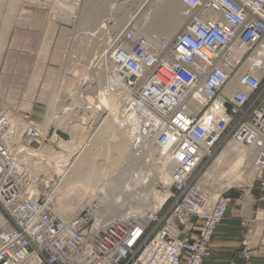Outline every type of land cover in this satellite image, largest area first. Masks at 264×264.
Segmentation results:
<instances>
[{
	"label": "built area",
	"instance_id": "2783aa9c",
	"mask_svg": "<svg viewBox=\"0 0 264 264\" xmlns=\"http://www.w3.org/2000/svg\"><path fill=\"white\" fill-rule=\"evenodd\" d=\"M181 1L189 19L170 41L155 44L131 22L101 24L91 34L103 41L90 77L58 92L47 129L0 93V264H203L229 198L195 171L226 133L254 156L252 184L264 188V0ZM78 119L88 132L58 160L60 183L88 156L118 157L109 146L123 132L132 158L164 154L172 164L154 214H108L110 195L100 187L71 214L57 212L58 182L42 170L56 159L37 146L81 139ZM117 192L126 199V186ZM155 220L165 224L150 234ZM242 254L249 264L248 248Z\"/></svg>",
	"mask_w": 264,
	"mask_h": 264
},
{
	"label": "rangeland",
	"instance_id": "374dc122",
	"mask_svg": "<svg viewBox=\"0 0 264 264\" xmlns=\"http://www.w3.org/2000/svg\"><path fill=\"white\" fill-rule=\"evenodd\" d=\"M157 1L148 0L141 12L133 20H129V16L132 14L131 8L138 5L139 0H0V57L2 58L0 59V92L6 103L13 108L29 111L37 123L44 127L42 123L45 125L49 121V118L44 117L52 116L58 92L64 88L68 89L76 83L81 84V82L90 77L89 60H91L94 52L103 41L98 40V38L101 39L99 34H96V36L91 34L97 31L98 27L103 23L115 24L116 17L124 19L121 26L131 22L141 28L143 26V17L152 12V8L154 9ZM177 2L185 10V4L181 1ZM108 7L116 10L115 15L107 14L105 16ZM108 12L112 13L111 10H108ZM188 19L182 21L179 31L187 24ZM47 22H49V26H45V37H48L47 44H49L50 48L49 56H51V61H49L50 64L39 65L38 73L35 74L37 79L31 81L32 65L29 62L33 57H42V52L33 51V47L42 39V25ZM61 50L62 57H60L59 52ZM30 83L34 86L30 85ZM262 87L264 88V83ZM33 95H36L35 99L32 98ZM50 98L53 99L51 100ZM37 100L40 103H37ZM50 101H52L51 104ZM97 115H94L96 119ZM78 123L76 127L79 132L78 136L81 139H76V145L88 132L81 120L79 121L78 119ZM115 137H117L116 134ZM231 142L233 143L231 134L226 133L223 135L216 142L212 155L205 157L198 166L195 175L196 178L210 186L214 191L224 192L225 195L230 197L231 202L236 203V200H243L250 206L252 196L249 187L257 172L254 156L249 152L247 166L252 169L253 173L244 180H225L224 174L230 167L231 158H226L218 165L217 163L214 165L215 159ZM43 145H47V148H50V145L55 149H60L58 139L53 142L45 141L37 147ZM114 145L111 144L109 147L113 152H117L114 150ZM126 147L130 149L127 143ZM69 155L70 153L64 149V151L60 152L59 157L54 156L56 161H50L49 169L42 166V170L46 174L52 175V178L58 182L57 198L64 181L60 183L62 173L61 168L58 166V160H67ZM105 156L109 158L107 159L108 162L105 163L98 161L94 154L92 158H89L90 156L86 157L82 161L83 167L77 168L74 172L80 169H83V171L91 169V180H96L94 172H100L101 180L103 179L106 182L114 177V173L122 172L120 166L123 163H126L125 173L155 172V175H152L149 179L147 178L144 183L140 181L132 184L134 176L131 177L129 181L131 183L126 185L125 200L121 199V201H118L122 192L110 195L108 201L109 203L111 202L112 206L116 207V209L111 208L115 213L125 209L126 211L128 209L137 211L149 209L150 203L148 202L152 203L155 200L153 197H150L149 201L143 200L149 188L156 190L159 195H165L168 183L160 178L161 167L160 163L158 164V160H154L155 163L150 165L152 160L149 161V156L137 159L138 162L130 154H126V158H121V156L114 157L112 152L110 154L108 152ZM135 163H138V165ZM149 165L153 166L154 171L150 167L147 170ZM79 173L83 178L88 177L85 172ZM72 180L76 183L78 179L72 178ZM169 203L160 211V217L167 210L166 207L169 206ZM164 224L165 222L163 221H153L149 227V233H153Z\"/></svg>",
	"mask_w": 264,
	"mask_h": 264
},
{
	"label": "bare ground",
	"instance_id": "6f19581e",
	"mask_svg": "<svg viewBox=\"0 0 264 264\" xmlns=\"http://www.w3.org/2000/svg\"><path fill=\"white\" fill-rule=\"evenodd\" d=\"M177 1H181V0H177ZM177 1L176 0H158L157 3L155 2L156 4L154 5V9L152 8V12L148 14L147 16L145 15V17H143L144 18L142 20L143 26L139 28V30L142 31L147 37H149L155 44L161 43V41L159 40H164V41L172 40L175 37V35L178 33L179 29H181L182 21L189 18V7L183 1H181L186 6L184 10ZM147 2L148 0H139V4L131 8L132 14L131 16H129V20H133L134 17L141 12V10L144 8ZM108 10L109 11L111 10L112 13L108 12ZM106 11L107 13L105 12V16L107 14L115 15L116 13L115 12L116 10L113 9L112 7H108ZM123 22H124L123 18L116 17L115 29L116 30L121 29L122 28L121 25ZM45 118H49V121L48 123L45 121L46 122L45 125L44 123H42V125L44 126L43 127L44 129L49 127L50 122L55 121L54 119L55 117L53 116H45ZM112 120L114 122L119 121L116 117L115 118L113 117ZM120 129L121 128H119V131H122V129L121 130ZM76 139L77 138L72 137V139L66 140L65 142L59 141L58 144L62 145L63 149L58 150L50 145H49L50 148H47V145H43L39 147L38 150H40L39 152L41 153H46L49 155H54L55 157H59L60 152L64 151L65 149L66 151H68V153H70L69 155L70 157L76 148V141H77ZM120 139L121 141H117V143L115 142V145L113 146L114 150H116L117 153H119V156H125L126 154H130L131 156H133L132 152L126 147L127 138H125L123 132L120 134ZM249 152L250 151L246 146L231 142L221 151V153L215 159L214 165H216L215 163H217L218 165L226 158H231L230 167L224 174L226 178L225 180H228V181H231L233 179L244 180L253 173L251 171L252 169L247 166L249 155H250ZM145 156H149V161L152 160L151 161L152 164L149 162L150 165H153V163H155L154 160H160V167H161L160 178L166 181L167 183L170 182L172 164L169 158L164 154H162L161 157L160 156L153 157V155L151 154H146ZM138 158L139 157H135L134 159H136L137 161ZM67 160H64V161H67ZM135 164L138 165V163H135ZM150 165L148 166L147 170L150 167V169L154 171L153 166L151 167ZM86 171H90V172H86ZM86 171H83V169H80L76 172H66L65 173L66 176L63 179L64 181L62 182L59 196H58V202H57V212L58 213L62 215H68L74 212L77 209V207H82L81 206L82 201L87 200L84 198L88 196L89 192L90 193H92L93 191L96 192L97 187L108 189V196H109V195H113L114 193L116 194L119 193L117 191H120L121 188H124L126 185H129L131 183L129 181L131 180V177L133 176L134 177H133L132 184L140 182V181L144 183L146 182L147 178L149 179L152 177V175H155V172H135V173L126 172V175H125V172H120L119 175H115L112 179L108 180L109 185H105L103 179L101 180L100 172H94L96 175V180H91L90 175H91L92 170L87 169ZM79 172H85L86 175H88V177L83 178ZM72 178L78 179L76 183L73 182ZM147 195L144 196L143 200L149 201L150 197H153V199H155L152 203L148 202L150 203L149 204L150 207L144 212V214H146L147 216H150L151 214H154L156 212V209L162 203H164L166 195H159L157 191L154 190L153 188H149V190L147 191ZM112 208L116 209V207L114 206H112ZM107 213L111 214L115 212L112 211L111 209V211H108Z\"/></svg>",
	"mask_w": 264,
	"mask_h": 264
},
{
	"label": "crops",
	"instance_id": "0c3cea01",
	"mask_svg": "<svg viewBox=\"0 0 264 264\" xmlns=\"http://www.w3.org/2000/svg\"><path fill=\"white\" fill-rule=\"evenodd\" d=\"M45 26L48 27L49 22L43 23L42 39L33 47V51L42 52V57H33L29 62L32 65L31 81L37 79L35 74L38 73L39 65L44 66L47 63L50 64L49 61H51L50 48L47 44L48 37H45ZM62 50L59 51L60 57H62ZM30 85L33 84L30 83ZM35 97L36 95H33L32 98L35 99ZM36 102L40 103L38 100ZM249 190L252 196L250 206L243 200H236V203L231 202L228 197L226 217L214 234L211 252L203 264H245L242 253L247 248L250 252L249 264H264V188L260 186L258 180H255Z\"/></svg>",
	"mask_w": 264,
	"mask_h": 264
},
{
	"label": "water",
	"instance_id": "95a60500",
	"mask_svg": "<svg viewBox=\"0 0 264 264\" xmlns=\"http://www.w3.org/2000/svg\"><path fill=\"white\" fill-rule=\"evenodd\" d=\"M58 133L61 134L62 136L67 137V135L65 133H63L62 131H60V130L58 131Z\"/></svg>",
	"mask_w": 264,
	"mask_h": 264
}]
</instances>
